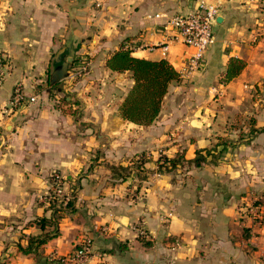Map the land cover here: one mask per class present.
Instances as JSON below:
<instances>
[{"label":"crops","instance_id":"0c3cea01","mask_svg":"<svg viewBox=\"0 0 264 264\" xmlns=\"http://www.w3.org/2000/svg\"><path fill=\"white\" fill-rule=\"evenodd\" d=\"M207 1L221 3L216 41L188 72L192 47L155 13L197 0H0V264H264V224L242 212L264 192V7ZM124 46L181 72L149 125L119 113L134 80L107 59ZM233 56L246 66L226 81ZM70 57H88L89 70L73 84L62 78L67 102L50 83ZM17 83L26 101L12 108ZM198 149L201 165L158 171L163 156L193 159ZM143 153L144 179L109 166ZM54 170L75 189L74 205L56 236L24 252L19 243L42 232L34 219L52 214L44 196ZM86 239L87 260L75 259Z\"/></svg>","mask_w":264,"mask_h":264},{"label":"trees","instance_id":"16d2710c","mask_svg":"<svg viewBox=\"0 0 264 264\" xmlns=\"http://www.w3.org/2000/svg\"><path fill=\"white\" fill-rule=\"evenodd\" d=\"M61 62L55 61L57 65ZM73 63V61H68L67 68L59 72V79L50 83L51 93L53 91L64 92L62 78L65 77L68 69L74 65ZM107 65L113 70L131 73L134 82L120 102L118 109L123 118L142 125H149L154 122L162 108V103L169 90L170 83L181 77V72L167 58L152 59L137 56L132 54L129 47L125 46L116 50L108 57ZM245 66L246 60L244 58L233 56L226 69V81L238 75ZM87 70H89V67ZM68 95V93H65L62 99L68 102ZM147 160V156L143 153L137 159H134L132 164H112V169H116L117 172L121 170L123 173L118 172V176L123 178L135 172L140 179H144L148 171H150L145 167ZM158 161V171H166L172 170L178 165L199 166L206 161V154L201 149H198L197 155L193 159H186L183 154L179 153L175 157L163 156ZM68 191H70L71 195L68 198L55 197L48 204L52 210L50 216L42 215L34 219V222H37L41 226L42 232L37 235H31L27 246L19 243L22 251H34L37 253L39 246L59 233V218L74 205L75 189H68ZM140 238L144 240L145 244L149 243L145 241L144 235H140ZM80 245L77 251L86 250L85 242H82ZM46 262H48V259L45 260Z\"/></svg>","mask_w":264,"mask_h":264},{"label":"built area","instance_id":"2783aa9c","mask_svg":"<svg viewBox=\"0 0 264 264\" xmlns=\"http://www.w3.org/2000/svg\"><path fill=\"white\" fill-rule=\"evenodd\" d=\"M264 7V0H260ZM221 8L219 1L197 0L195 7L187 12H179L172 15L166 13H155L156 16L166 15L165 27L173 31V38L192 47V51L185 64L188 72L200 69L205 62V51L211 47L216 41L215 24ZM169 42L164 47L167 49ZM89 58L83 57L77 61L70 69L64 79L72 84L77 82L88 72ZM6 69L0 65V83L3 80ZM68 91V88L67 90ZM66 92H63L65 95ZM60 98V99H61ZM26 101L24 89L21 83H17L11 96L12 108H18ZM1 139V134H0ZM52 188L44 196L45 202L51 203L55 197L68 198L70 191L65 186V180L58 170H54L51 175ZM242 212L259 223L264 224V192L258 194L253 199L246 201L243 205ZM140 234L145 235L146 231L140 228ZM84 251H77L73 257L80 261L87 260L90 249V239L85 240Z\"/></svg>","mask_w":264,"mask_h":264},{"label":"water","instance_id":"95a60500","mask_svg":"<svg viewBox=\"0 0 264 264\" xmlns=\"http://www.w3.org/2000/svg\"><path fill=\"white\" fill-rule=\"evenodd\" d=\"M218 20H221V17H218ZM68 61H73V57H70V59ZM68 61H66L65 64L63 65V70H65L67 68Z\"/></svg>","mask_w":264,"mask_h":264},{"label":"rangeland","instance_id":"374dc122","mask_svg":"<svg viewBox=\"0 0 264 264\" xmlns=\"http://www.w3.org/2000/svg\"><path fill=\"white\" fill-rule=\"evenodd\" d=\"M109 166H110L111 168L113 167V165H109ZM112 170H113L114 172H116L117 174H118V172H119V173H123L121 170H118V172H117L116 169H114V168H113Z\"/></svg>","mask_w":264,"mask_h":264}]
</instances>
